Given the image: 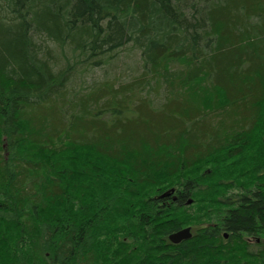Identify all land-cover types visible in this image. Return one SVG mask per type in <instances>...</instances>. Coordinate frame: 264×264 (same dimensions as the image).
I'll use <instances>...</instances> for the list:
<instances>
[{
    "label": "trees",
    "instance_id": "16d2710c",
    "mask_svg": "<svg viewBox=\"0 0 264 264\" xmlns=\"http://www.w3.org/2000/svg\"><path fill=\"white\" fill-rule=\"evenodd\" d=\"M0 264H264V0H0Z\"/></svg>",
    "mask_w": 264,
    "mask_h": 264
},
{
    "label": "water",
    "instance_id": "95a60500",
    "mask_svg": "<svg viewBox=\"0 0 264 264\" xmlns=\"http://www.w3.org/2000/svg\"><path fill=\"white\" fill-rule=\"evenodd\" d=\"M227 236V234H225ZM192 236V232H191V228L187 227V228H183L177 232L172 233L169 238L173 243H180L183 240H187L189 238H191Z\"/></svg>",
    "mask_w": 264,
    "mask_h": 264
},
{
    "label": "rangeland",
    "instance_id": "374dc122",
    "mask_svg": "<svg viewBox=\"0 0 264 264\" xmlns=\"http://www.w3.org/2000/svg\"><path fill=\"white\" fill-rule=\"evenodd\" d=\"M135 62H136V57H135ZM133 60V61H134ZM132 60H128L126 63H123L122 62V68H124V67H128L129 66V68L131 69V70H135L136 68H137V71H136V73H135V75H138V74H140V72H141V68H140V66L137 64V63H132L133 62Z\"/></svg>",
    "mask_w": 264,
    "mask_h": 264
},
{
    "label": "bare ground",
    "instance_id": "6f19581e",
    "mask_svg": "<svg viewBox=\"0 0 264 264\" xmlns=\"http://www.w3.org/2000/svg\"><path fill=\"white\" fill-rule=\"evenodd\" d=\"M185 228H187V227H185ZM183 229V228H182ZM181 230V229H180ZM179 231V230H178ZM177 232V231H176Z\"/></svg>",
    "mask_w": 264,
    "mask_h": 264
}]
</instances>
